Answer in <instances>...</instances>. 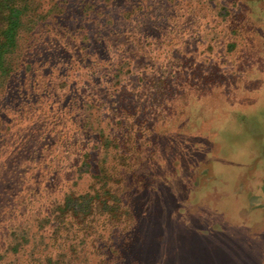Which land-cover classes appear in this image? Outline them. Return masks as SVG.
I'll list each match as a JSON object with an SVG mask.
<instances>
[{
	"label": "rangeland",
	"instance_id": "1",
	"mask_svg": "<svg viewBox=\"0 0 264 264\" xmlns=\"http://www.w3.org/2000/svg\"><path fill=\"white\" fill-rule=\"evenodd\" d=\"M45 1L0 78V264L75 239L92 264H264V0ZM103 186L127 223L73 216Z\"/></svg>",
	"mask_w": 264,
	"mask_h": 264
},
{
	"label": "trees",
	"instance_id": "2",
	"mask_svg": "<svg viewBox=\"0 0 264 264\" xmlns=\"http://www.w3.org/2000/svg\"><path fill=\"white\" fill-rule=\"evenodd\" d=\"M45 5L49 6V10L45 9L46 11L43 10L42 13H39V8H43ZM60 10L62 11L63 8L58 5H52V7H50V3L45 0H0V78L6 76L9 78L14 77L23 66V61H25L26 58L24 57L25 55H21V59H18L19 56L17 57L14 55L15 57H13V54L17 53L20 47L26 49L25 45L28 43L30 37L26 35V38H24L22 34L25 30L29 29L30 24H34V21L39 18V16H45L46 13L48 18L53 17L55 19L56 16L63 12L60 13ZM27 34H30V32ZM21 36L23 40L22 45L19 47ZM104 188L105 186H103V192H99V190L102 189L100 188L94 194H86L87 196L76 198V202L78 205L81 204L82 207L81 210H77L76 204L71 206L70 208L72 209L73 216L78 220L81 217L88 220L89 217L95 216V207L97 210L98 207H100L97 205V201H99L102 210L107 213L106 222L108 224H117L113 225L115 227L119 225L118 223H122L124 220H121V216L124 219L125 217L121 213L120 204H117L118 200L117 197H115L116 195H111L109 189L105 190ZM105 196H107L106 198L109 202L110 200L113 201L112 205H108L105 199L102 201V198ZM67 207L66 205L65 208L59 209L61 213H59L60 216L66 213ZM124 215H129V218H131L130 212L129 214L124 213ZM86 220L84 222H86ZM124 223H127V221H124ZM78 226H83V223ZM126 226H128V224H126ZM65 244L69 250L68 254L55 260L49 257L50 259L46 260V264H92V261L89 259L90 257H88L89 255L87 256V253L84 252L87 244L85 239L79 243H77L75 239L74 241H69L68 244L65 242ZM129 248L130 247H128V249ZM108 263H115V259L109 260Z\"/></svg>",
	"mask_w": 264,
	"mask_h": 264
}]
</instances>
